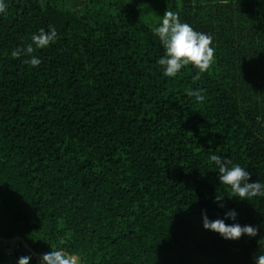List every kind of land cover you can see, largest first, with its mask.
<instances>
[{"label": "trees", "instance_id": "16d2710c", "mask_svg": "<svg viewBox=\"0 0 264 264\" xmlns=\"http://www.w3.org/2000/svg\"><path fill=\"white\" fill-rule=\"evenodd\" d=\"M213 35L216 62L165 78L163 48L129 0H8L0 16V261H34L71 233L89 264H254L257 237L203 227L229 209L264 223V199L221 185L212 154L264 180V0H168ZM231 13L230 16L228 13ZM60 37L14 58L40 28ZM206 89L198 103L186 94ZM225 194V208L214 201ZM229 197H228V196ZM226 223H232L230 219ZM17 242L12 254L7 245Z\"/></svg>", "mask_w": 264, "mask_h": 264}, {"label": "clouds", "instance_id": "9594fccd", "mask_svg": "<svg viewBox=\"0 0 264 264\" xmlns=\"http://www.w3.org/2000/svg\"><path fill=\"white\" fill-rule=\"evenodd\" d=\"M10 4L8 0H0V16L8 13ZM151 28L154 40H158L163 48V55L157 58L158 65L162 68L165 78L176 79L183 69L191 66L197 71L194 79L199 80L202 74L209 72L216 62V48L212 34L197 30L186 20H182L180 14L175 11H165ZM60 37L55 26L40 28L31 35L30 42L26 46H18L12 51L14 58L27 57L23 62L32 68H39L43 59L33 53L51 47ZM206 89H189L186 94L194 97L198 103L203 104L206 99ZM210 161L219 172L221 185L231 190V198L240 201H252L255 198L264 199V180H251L252 173L239 163H235L226 155L212 154ZM228 196V195H227ZM229 197V196H228ZM225 194L217 193L214 201L219 207L225 208ZM239 212L229 209L222 218L210 219L207 210H202L203 227L214 231L225 240H240L247 235L257 237L264 223L260 225L241 224L238 222ZM230 219L232 223H226ZM71 239V233L55 245H50L51 250L42 253L34 261V254L19 256L15 264H89V252L87 249L73 248L67 241ZM254 264H264V253L253 257ZM0 264H3L0 261Z\"/></svg>", "mask_w": 264, "mask_h": 264}, {"label": "rangeland", "instance_id": "374dc122", "mask_svg": "<svg viewBox=\"0 0 264 264\" xmlns=\"http://www.w3.org/2000/svg\"><path fill=\"white\" fill-rule=\"evenodd\" d=\"M129 1H131L137 6L144 20L148 22L152 27L155 25V23L158 20L162 19L160 15H163L165 11H168L170 5V2L168 0H129ZM73 3L76 5V7H81L79 4V0L78 2H73ZM228 14L232 16L230 12ZM15 246H17V242L14 241L6 246L9 254L13 253L12 251L15 249ZM21 253H23V251L18 252L19 256L22 255ZM19 256H15L11 260L10 264H15V261Z\"/></svg>", "mask_w": 264, "mask_h": 264}, {"label": "crops", "instance_id": "0c3cea01", "mask_svg": "<svg viewBox=\"0 0 264 264\" xmlns=\"http://www.w3.org/2000/svg\"><path fill=\"white\" fill-rule=\"evenodd\" d=\"M64 2L70 6L71 8L75 9V10H81L83 7V2L84 0H79V4L81 7H76V5L73 2H78V0H64Z\"/></svg>", "mask_w": 264, "mask_h": 264}, {"label": "built area", "instance_id": "2783aa9c", "mask_svg": "<svg viewBox=\"0 0 264 264\" xmlns=\"http://www.w3.org/2000/svg\"><path fill=\"white\" fill-rule=\"evenodd\" d=\"M17 248H19V246H18V245L16 246V249H17ZM12 252H13V251H12Z\"/></svg>", "mask_w": 264, "mask_h": 264}]
</instances>
